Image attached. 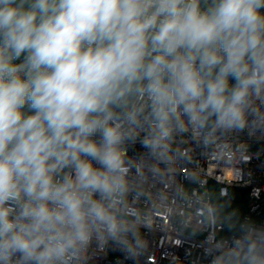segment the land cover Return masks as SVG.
<instances>
[{
	"label": "clouds",
	"instance_id": "obj_1",
	"mask_svg": "<svg viewBox=\"0 0 264 264\" xmlns=\"http://www.w3.org/2000/svg\"><path fill=\"white\" fill-rule=\"evenodd\" d=\"M258 125L264 0H0V264L134 261L148 161ZM233 216L211 264H264V221Z\"/></svg>",
	"mask_w": 264,
	"mask_h": 264
},
{
	"label": "built area",
	"instance_id": "obj_2",
	"mask_svg": "<svg viewBox=\"0 0 264 264\" xmlns=\"http://www.w3.org/2000/svg\"><path fill=\"white\" fill-rule=\"evenodd\" d=\"M139 144L130 150L138 158ZM168 164L148 162L139 174L133 201L142 215V252L130 261L118 251L93 247L88 264H211L212 248L228 242L223 222L207 209L232 201L231 190H248L241 221H264V125L242 132L216 133L206 142L190 132L175 137ZM147 160V157L145 156ZM133 176L137 173L134 171Z\"/></svg>",
	"mask_w": 264,
	"mask_h": 264
},
{
	"label": "trees",
	"instance_id": "obj_3",
	"mask_svg": "<svg viewBox=\"0 0 264 264\" xmlns=\"http://www.w3.org/2000/svg\"><path fill=\"white\" fill-rule=\"evenodd\" d=\"M231 194L233 196L232 201L224 205L223 203L218 201L217 193H215L214 199L217 203L216 209L218 210V214L221 216L220 220L222 222H223L222 220L223 210L228 209L234 212L233 220L239 223L242 215L246 211L248 190L241 188H234L231 190Z\"/></svg>",
	"mask_w": 264,
	"mask_h": 264
},
{
	"label": "rangeland",
	"instance_id": "obj_4",
	"mask_svg": "<svg viewBox=\"0 0 264 264\" xmlns=\"http://www.w3.org/2000/svg\"><path fill=\"white\" fill-rule=\"evenodd\" d=\"M243 216V215H242ZM242 218V217H241ZM240 221H241V219H240Z\"/></svg>",
	"mask_w": 264,
	"mask_h": 264
}]
</instances>
